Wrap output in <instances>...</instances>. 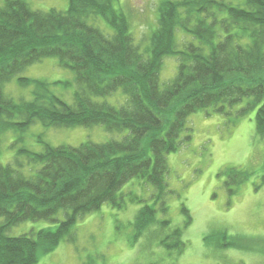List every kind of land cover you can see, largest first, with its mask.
<instances>
[{"label":"trees","instance_id":"trees-1","mask_svg":"<svg viewBox=\"0 0 264 264\" xmlns=\"http://www.w3.org/2000/svg\"><path fill=\"white\" fill-rule=\"evenodd\" d=\"M116 1L68 0L65 11L32 9L26 0H4L0 6V136L37 122L46 128L102 125L108 132H126L104 143H45L41 152L21 149L29 164L39 165L32 175L20 170V162L0 164V264H36L39 252L51 251L62 240L72 242L79 219L104 203L122 208L121 189L133 178L145 179L154 189L151 202L135 215L136 234L168 229L167 198L174 191L166 181L167 155L180 147V133L196 111L238 118L256 107L255 132L264 142V0H162L157 27L143 52L133 43ZM99 17L111 33L95 25ZM177 29L191 40L179 44ZM166 56L175 57L176 72L161 83ZM49 57L75 75L72 104L54 94L48 82L19 76ZM14 78L30 89L31 99L5 95L4 84ZM117 90L126 98L120 106L96 99ZM222 173L228 177L227 188L250 175L241 167ZM181 210L188 225L189 211L183 205ZM37 220L54 225L7 234L14 225ZM176 228L154 237L179 252L185 242ZM230 235L213 230L204 242L238 247V238Z\"/></svg>","mask_w":264,"mask_h":264},{"label":"rangeland","instance_id":"rangeland-1","mask_svg":"<svg viewBox=\"0 0 264 264\" xmlns=\"http://www.w3.org/2000/svg\"><path fill=\"white\" fill-rule=\"evenodd\" d=\"M162 0H117L114 7L127 19L133 43L143 52L157 27L158 6ZM32 9L65 11L68 0H26ZM4 0H0L2 6ZM105 34L112 32L102 20L95 21ZM179 44L191 36L176 30ZM174 56L163 58L160 82H167L176 72ZM19 76L46 81L50 90L68 104L78 88L73 71L59 66L56 58H44L29 65ZM16 78L4 84L5 95L14 100L31 99L29 88L20 87ZM114 106L125 102V95L117 90L104 98ZM244 102L234 108H241ZM190 114L180 133V147L167 155L166 181L174 194L168 196L170 226L136 234L133 221L139 208L150 203L154 189L145 179L133 178L121 189L122 208L104 203L79 219L74 227L72 242L62 240L51 251L39 252L36 264H264V142L256 135L254 117L256 107L246 115L228 118L211 110ZM234 119V120H233ZM126 132H108L102 125L92 127H43L30 125L25 131L8 130L0 136V164L22 163L25 175L34 174L39 165L29 164L21 149L41 152L44 144L77 147L83 143H104L120 139ZM189 136L190 139H186ZM227 167H241L250 171L239 186L225 185L228 177L222 173ZM231 188V191L229 190ZM191 216H186L181 206ZM61 217V215H60ZM3 219L0 218V224ZM49 221H24L9 228L7 234L19 236L52 226ZM181 228L185 242L182 251H169L158 244L154 235L169 234ZM226 230L238 238V247L218 248L206 245L204 237L213 230Z\"/></svg>","mask_w":264,"mask_h":264}]
</instances>
